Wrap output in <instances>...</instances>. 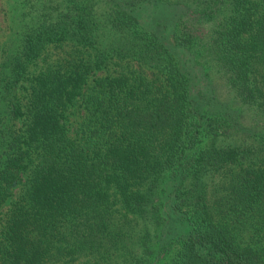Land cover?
<instances>
[{"label":"trees","instance_id":"trees-1","mask_svg":"<svg viewBox=\"0 0 264 264\" xmlns=\"http://www.w3.org/2000/svg\"><path fill=\"white\" fill-rule=\"evenodd\" d=\"M10 1L0 264H264V0Z\"/></svg>","mask_w":264,"mask_h":264},{"label":"rangeland","instance_id":"rangeland-1","mask_svg":"<svg viewBox=\"0 0 264 264\" xmlns=\"http://www.w3.org/2000/svg\"><path fill=\"white\" fill-rule=\"evenodd\" d=\"M6 9H7V0H0V37H2L3 39L5 37L6 32L8 31ZM18 189L19 186L16 185L14 187L15 194L17 193Z\"/></svg>","mask_w":264,"mask_h":264}]
</instances>
